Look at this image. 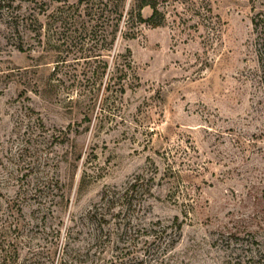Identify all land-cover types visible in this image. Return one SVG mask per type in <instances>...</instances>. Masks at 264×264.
<instances>
[{
    "label": "rangeland",
    "instance_id": "rangeland-1",
    "mask_svg": "<svg viewBox=\"0 0 264 264\" xmlns=\"http://www.w3.org/2000/svg\"><path fill=\"white\" fill-rule=\"evenodd\" d=\"M115 1L0 0V264H264V0Z\"/></svg>",
    "mask_w": 264,
    "mask_h": 264
},
{
    "label": "trees",
    "instance_id": "trees-1",
    "mask_svg": "<svg viewBox=\"0 0 264 264\" xmlns=\"http://www.w3.org/2000/svg\"><path fill=\"white\" fill-rule=\"evenodd\" d=\"M82 2V0H80ZM127 0H116L115 1V11L117 13L115 30L113 32V37L109 43L110 51L113 48V45L116 40V34L120 30V24L122 21H125L128 29L134 28L136 25L147 24L153 28L161 26L163 22V15L159 11L155 0H133V5L130 10L124 16ZM149 8L152 11V14L149 18L145 19L143 16V10ZM136 35L131 32H127L125 38L133 39ZM105 70L107 69V64H105Z\"/></svg>",
    "mask_w": 264,
    "mask_h": 264
}]
</instances>
